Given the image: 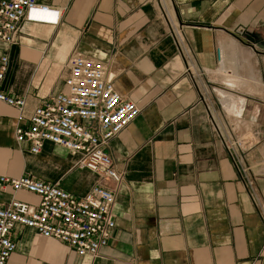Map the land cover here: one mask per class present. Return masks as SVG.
<instances>
[{
  "label": "crops",
  "instance_id": "crops-1",
  "mask_svg": "<svg viewBox=\"0 0 264 264\" xmlns=\"http://www.w3.org/2000/svg\"><path fill=\"white\" fill-rule=\"evenodd\" d=\"M36 2L59 11L58 20L23 18L16 42L0 41L7 56L0 89L25 99L21 113L0 102V174L31 175L79 196L99 181L62 147L46 142L34 155L14 139L18 115L64 88L68 58L79 52L101 60L118 93L140 108L104 148L122 179L115 226L94 262L264 264V227L210 120L255 141L244 162L264 200V0ZM171 27L191 52L190 72ZM12 197L37 201L8 188L0 205ZM11 237L6 264L91 262L30 227L15 225Z\"/></svg>",
  "mask_w": 264,
  "mask_h": 264
},
{
  "label": "built area",
  "instance_id": "built-area-1",
  "mask_svg": "<svg viewBox=\"0 0 264 264\" xmlns=\"http://www.w3.org/2000/svg\"><path fill=\"white\" fill-rule=\"evenodd\" d=\"M40 13H51L52 16L44 17ZM58 14L59 11L40 5L36 0H0V41L15 43L19 22L23 18L53 22L58 20ZM170 33L186 64V71L190 72L192 55L185 48L181 32L171 27ZM216 53L220 59L219 49ZM6 65L7 56L1 53L0 85ZM66 67L64 88L42 99L28 116L18 115L14 139L18 144L26 143L28 151L34 155L42 152L46 142L62 147L77 158L75 166L96 174L99 181L79 196L57 183L31 175L9 177L0 174V191L10 188L13 193L24 191L37 197L35 203L12 197L0 205V264H6L16 248L11 232L17 224L33 228L43 238L59 240L79 256H89L90 264H100L94 261L108 244L115 226L113 207L122 174L114 168L104 148L134 121L140 108L118 93L107 78L106 67L101 60L74 52L69 56ZM0 102L14 107L19 113L25 107L24 97L1 89ZM210 120L232 158L237 175L264 227V200L256 184L253 165L244 162L245 153L255 141L234 137L211 115ZM260 164H264V154ZM100 180L112 181L114 186L107 187Z\"/></svg>",
  "mask_w": 264,
  "mask_h": 264
},
{
  "label": "rangeland",
  "instance_id": "rangeland-1",
  "mask_svg": "<svg viewBox=\"0 0 264 264\" xmlns=\"http://www.w3.org/2000/svg\"><path fill=\"white\" fill-rule=\"evenodd\" d=\"M248 138L252 139L251 137H249L247 135H244L243 137H241V139H243V140H247ZM235 151H236V149H235Z\"/></svg>",
  "mask_w": 264,
  "mask_h": 264
},
{
  "label": "bare ground",
  "instance_id": "bare-ground-1",
  "mask_svg": "<svg viewBox=\"0 0 264 264\" xmlns=\"http://www.w3.org/2000/svg\"><path fill=\"white\" fill-rule=\"evenodd\" d=\"M43 19H47V18H43Z\"/></svg>",
  "mask_w": 264,
  "mask_h": 264
}]
</instances>
